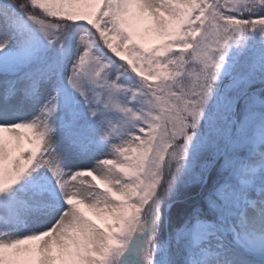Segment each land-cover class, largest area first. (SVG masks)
I'll return each mask as SVG.
<instances>
[{"label":"rangeland","instance_id":"obj_1","mask_svg":"<svg viewBox=\"0 0 264 264\" xmlns=\"http://www.w3.org/2000/svg\"><path fill=\"white\" fill-rule=\"evenodd\" d=\"M32 1L56 22L9 26L0 8V264H167L165 244L151 239L162 196L202 181L227 142L215 168L226 226L188 229L187 260L264 264V96L255 91L264 84V17L249 18L261 0ZM233 24L243 36L217 106ZM94 32L118 62L97 51ZM140 131L149 136L134 176H117V186L93 170L96 162L114 173L117 145ZM47 184L57 204L29 207ZM113 192L137 197L120 207L127 215L110 237L90 218ZM67 214L63 225L51 221Z\"/></svg>","mask_w":264,"mask_h":264},{"label":"trees","instance_id":"obj_2","mask_svg":"<svg viewBox=\"0 0 264 264\" xmlns=\"http://www.w3.org/2000/svg\"><path fill=\"white\" fill-rule=\"evenodd\" d=\"M0 7L10 10L9 16L12 17L13 20H18V23L21 21L25 22L24 19L26 20V18L29 17L56 22L46 17L41 10L36 8L32 0H0ZM254 10L257 11L254 14L256 16L250 15L249 18L264 17V0H261L259 7L257 9L254 8L252 11ZM246 20L247 16L241 18V24L244 27H247ZM22 25L18 24L19 27H22ZM93 35L97 42V51L102 57L109 62H118L119 60H117V58L100 42L95 32ZM262 94L264 96V91ZM50 114L49 112V115ZM53 115L54 114H51L50 117H53ZM207 115L211 117L212 113L209 112ZM48 118L49 117H47V119ZM49 120L51 119L49 118L48 121ZM200 126L205 128L206 125L201 121ZM205 156L206 154L202 155V157ZM223 176V174H219V172L214 169L209 174L206 182H204L203 178L200 182L178 185L172 194H163L162 199L164 203L159 209V217L152 229L151 239L153 244L160 245L164 243L166 231L168 232L169 245L167 250V264H189L187 259L190 245L187 244L185 235L187 230L195 223L202 221L224 225V221L215 208L217 204L215 191L219 183L222 182ZM49 195L50 194L44 191L42 195L28 199L27 204L29 207L33 208L40 207L47 202H53V199ZM173 201L177 202L172 204L168 208L167 214H165L166 205Z\"/></svg>","mask_w":264,"mask_h":264},{"label":"bare ground","instance_id":"obj_3","mask_svg":"<svg viewBox=\"0 0 264 264\" xmlns=\"http://www.w3.org/2000/svg\"><path fill=\"white\" fill-rule=\"evenodd\" d=\"M0 39H4V37L0 36ZM147 132H149V130H147ZM148 136L149 135L145 134L144 131H140L137 136L128 137L123 143L117 145L116 154L114 153V156H112L113 158L111 159L113 162L121 160L122 166L120 165V168H118L114 173H104L101 170V167L97 166L96 162H93V170L97 171L102 176V178L106 179V181L113 179V184L118 186L120 182L117 183V176L125 177V174H129L132 177L136 174V165H134L133 162L139 156L137 148L144 150L143 144L144 142L148 141ZM140 159L141 158H138V160ZM88 180L89 179L87 178V181ZM131 197H137V194L130 195L127 192L119 194L114 193L110 194L109 198L103 199V201L100 202L99 206H94L96 208V212L91 216L90 220L92 221V223L98 226V229L102 231L103 235L109 233L108 235L110 237L112 236L113 225L117 223L118 218L123 217L124 214L127 215V212L123 210L124 208L120 207H123V204L130 205ZM66 220H69L68 214L64 217L56 216L54 218H51V221H53L55 224H58L59 226L63 225ZM261 222L262 224L260 223V225L264 226V219ZM110 237H108V240L106 241L107 244L103 246V249L108 248V246L113 243V239H111ZM47 242V240H44L45 244H47Z\"/></svg>","mask_w":264,"mask_h":264},{"label":"water","instance_id":"obj_4","mask_svg":"<svg viewBox=\"0 0 264 264\" xmlns=\"http://www.w3.org/2000/svg\"><path fill=\"white\" fill-rule=\"evenodd\" d=\"M242 34H243V30H242V28L239 25H233V26H231V36L228 38V40L226 42V57H227V59L225 61H223L222 65L217 70V75H218L219 78L224 79V78H227L230 75L231 70H232V64H231L230 61H235L236 60V58L233 55V53L236 51V49L238 47V42L241 40ZM222 87H223V85H221L220 91H221ZM260 90H264V86L261 87ZM245 94L246 93L241 94L235 100V102L233 104L232 120H233L234 123L236 122V120L234 118V113L236 111V108L238 106V103H239L240 99ZM225 148H226V146H225ZM218 159L215 161V163H217ZM215 163L213 165H215ZM212 167H211V169H212ZM208 174H209V172H208ZM206 179H207V175H206ZM172 204H174V202H171L170 205H172ZM166 244H168V238H167V236H166Z\"/></svg>","mask_w":264,"mask_h":264}]
</instances>
